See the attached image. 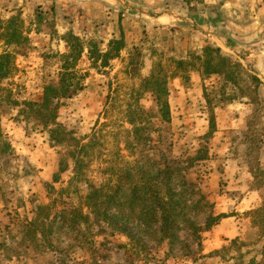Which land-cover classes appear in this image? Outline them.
Here are the masks:
<instances>
[{
  "label": "rangeland",
  "instance_id": "rangeland-1",
  "mask_svg": "<svg viewBox=\"0 0 264 264\" xmlns=\"http://www.w3.org/2000/svg\"><path fill=\"white\" fill-rule=\"evenodd\" d=\"M15 18L28 41L0 40L15 67L0 80V264H264V0L1 1ZM69 34L84 87L58 105L54 144L6 95L40 102ZM207 47L231 81L202 73Z\"/></svg>",
  "mask_w": 264,
  "mask_h": 264
},
{
  "label": "trees",
  "instance_id": "trees-1",
  "mask_svg": "<svg viewBox=\"0 0 264 264\" xmlns=\"http://www.w3.org/2000/svg\"><path fill=\"white\" fill-rule=\"evenodd\" d=\"M21 24V21L17 18L8 20L5 23L0 21V40L7 45V48L10 46H19L28 41L25 33L22 32V28L20 27ZM66 42L68 43L67 53L58 55L60 66L57 77L52 83L43 87L40 102L31 103L22 101L18 103L17 101H10V91L7 92L6 95V100L19 108L18 115L21 116L27 124L41 127V129L46 130L49 140L54 144L63 143L66 136L65 132L56 122L58 105L62 100H68L76 96L84 87V75H81L77 68L78 61L83 53L82 45L79 39L71 34H69ZM109 47V51L100 56L103 60L116 57L123 48V42L122 40L111 41ZM88 54L90 58L94 57L92 53L88 52ZM203 57L204 59L201 65L202 73L209 75L223 73V75L231 81V64L228 58L223 56L219 49L207 47L203 50ZM214 59H217V61L213 62ZM14 70L12 53L6 49L0 54V80L7 79L12 75ZM144 83L155 88L153 94L158 106L160 119L163 123H169L170 111L166 100L167 92L165 88L162 84H158L153 78L146 80ZM129 124L136 133V123L129 121ZM4 148H8V145L4 144ZM39 209V212L43 211V208ZM213 222H216L215 219L212 217L207 218L205 228L207 229L212 226ZM197 230L199 229L192 227L193 235L197 233ZM123 233L125 235L128 234L124 229Z\"/></svg>",
  "mask_w": 264,
  "mask_h": 264
},
{
  "label": "crops",
  "instance_id": "crops-1",
  "mask_svg": "<svg viewBox=\"0 0 264 264\" xmlns=\"http://www.w3.org/2000/svg\"><path fill=\"white\" fill-rule=\"evenodd\" d=\"M3 1V0H0V2ZM264 65V64H263ZM264 68V67H263Z\"/></svg>",
  "mask_w": 264,
  "mask_h": 264
}]
</instances>
